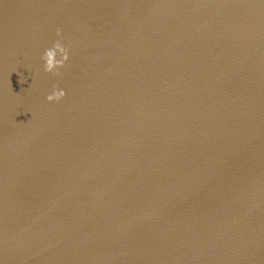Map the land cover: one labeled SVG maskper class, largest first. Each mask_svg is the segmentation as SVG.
<instances>
[{
	"label": "water",
	"instance_id": "obj_1",
	"mask_svg": "<svg viewBox=\"0 0 264 264\" xmlns=\"http://www.w3.org/2000/svg\"><path fill=\"white\" fill-rule=\"evenodd\" d=\"M0 264H264V0H0Z\"/></svg>",
	"mask_w": 264,
	"mask_h": 264
},
{
	"label": "clouds",
	"instance_id": "obj_2",
	"mask_svg": "<svg viewBox=\"0 0 264 264\" xmlns=\"http://www.w3.org/2000/svg\"><path fill=\"white\" fill-rule=\"evenodd\" d=\"M57 35H62L60 29L57 30ZM69 51V47L66 46L62 40L54 41L53 46L47 48L41 56V59L44 61L43 70L53 75H60V69H62L69 60ZM66 95V90L61 89L59 85H54L53 91L47 95L46 99L49 102H59Z\"/></svg>",
	"mask_w": 264,
	"mask_h": 264
}]
</instances>
